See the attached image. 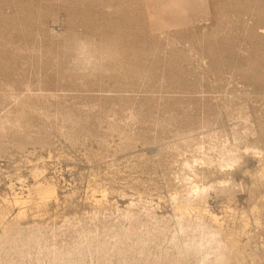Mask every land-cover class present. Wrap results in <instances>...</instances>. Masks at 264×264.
Returning a JSON list of instances; mask_svg holds the SVG:
<instances>
[{"label":"rangeland","instance_id":"374dc122","mask_svg":"<svg viewBox=\"0 0 264 264\" xmlns=\"http://www.w3.org/2000/svg\"><path fill=\"white\" fill-rule=\"evenodd\" d=\"M168 1L0 0V264H264V0Z\"/></svg>","mask_w":264,"mask_h":264},{"label":"bare ground","instance_id":"6f19581e","mask_svg":"<svg viewBox=\"0 0 264 264\" xmlns=\"http://www.w3.org/2000/svg\"><path fill=\"white\" fill-rule=\"evenodd\" d=\"M169 1L171 2L172 0H169ZM169 1H168V2H169ZM173 1H174V0H173ZM173 1H172V2H173ZM183 1H184V0H176V1H174V3H176V5H177V4H180V3L183 2ZM187 1H188V0H187ZM187 1H186V2H187ZM184 3H185V1H184ZM184 3H183V5H184ZM163 5H165V4H163ZM167 5H169V3H167ZM170 5H171V3H170ZM176 5H175V6H176ZM183 5H182V6H183ZM172 6H174V5H172ZM175 6H174V7H175ZM184 6H185V5H184ZM160 7H161V6H160ZM165 7H166V6H165ZM174 7H173V8H174ZM176 7H178V6H176ZM167 8H168V7H167ZM171 8H172V7H171ZM180 8H181V7H180ZM183 9H185V8H183ZM183 9L181 8V10H180V9L178 8L177 10H180V11L182 12ZM186 10H187V9H186ZM180 11H179V12H180ZM183 13H186V11H185V12L183 11ZM176 14H177V13H176ZM248 149H249V148H248ZM247 151H248V150H247ZM224 155H225V154H224ZM229 156H230V155H229ZM232 158L234 159V162L236 161L235 159H238L237 156H236V158H234V157H232ZM232 158L229 157V160H231V162H233V161H232ZM227 159H228V158H227ZM229 160H227L228 163H231V162H229ZM225 161H226V160H224V162H225ZM227 161H226V162H227ZM234 162H233V163H234ZM185 163H186V162H185ZM187 163H188V162H187ZM224 165H226V164L224 163ZM224 165L221 164V166H224ZM228 165H229V164H228ZM228 165H227V166H228ZM189 183H191V182H189ZM191 184H192V186H191V188H190V187H189V188L191 189L192 192H194V191H193L194 186H195L196 188H199V189H200L199 192H194L196 195H199V197L201 196V193L204 192V191L207 189V187H208L207 185H204V184H203V185H199V184L196 183V182H192ZM191 184H190V185H191ZM201 184H202V183H201ZM188 185H189V184H188ZM210 187H211V185H210ZM41 188H42V187H41ZM190 189H189V190H190ZM189 190H188V192H189ZM44 192H45V191H44ZM186 194H187V193H186ZM189 194H190V193H189ZM187 196H188V194H187ZM191 196H193V195H191ZM193 197H194V196H193ZM193 197H191L192 200H193ZM197 197H198V196H197ZM202 197H203V196H201L200 199H201ZM15 198H16V197H15ZM41 198H42V197H41ZM187 198H189V197H187ZM187 198H186V199H187ZM191 198L188 200L189 203H190ZM195 198H196V196H195ZM15 200H16V199H15ZM18 200H19V199H18ZM192 200H191V202H192ZM186 201H187V200H186ZM186 201H185V202H186ZM186 204H187V203H186ZM190 204H191V203H190ZM187 207H190V205L187 206ZM197 207H198V206H197ZM199 207H200V206H199ZM184 208H185V207H184ZM179 210H180V209H179ZM190 210H191V209H190ZM194 210H195V209H194ZM185 212H186V211H185ZM212 217H213V219H216L215 215H213ZM199 227H200V225H199ZM181 229H182V228H181ZM201 232H202V231H201ZM203 232H204V231H203ZM212 232H213V231H211V236L207 237L206 240L203 238L204 236L200 235V237L202 236V238H203L204 240L201 239V241L198 242L199 239H200V238H198V241H197L198 243L195 244V246L193 245V246H194L196 249H198V250H199V249H200V250L202 249V251L205 253V258H204V257H203V258H204V259H208V261H210V262H213V259H210L211 256L209 255V254H210V251H211L210 249L213 248V247H211L210 245H211L213 242H215V244H216V242H217V244H218V242H219V240L217 241V239H215L216 236H213V235H212V234H213ZM205 233H206V232H205ZM205 233H203V234H205ZM208 233H209V232H208ZM208 233H207V234H208ZM214 233H215V232H214ZM200 234H201V233H200ZM207 236H208V235H207ZM205 237H206V236H205ZM195 241H196V240H195ZM207 243H208L209 245H207ZM205 244H206L207 247H208V246H209V247H208V248H205ZM213 244H214V243H213ZM215 244H214V245H215ZM214 245H213V246H214ZM193 246H192V247H193ZM215 246H216V245H215ZM215 246H214V247H215ZM218 246H219V247H222V246H220V245H218ZM218 246H217V247H218ZM194 247H193V249H195ZM219 247L216 248V251H215V249H213L214 252H213V256H212V257H214V262H215L218 258H219V260L222 259L223 256H224V255H223L222 258H220L221 255H222L223 253H222V254L219 253V250H220ZM203 249H204V250H203ZM195 251H197V250H195ZM198 252H199V251H198ZM201 254H202V253H201ZM218 255H220V256H218ZM203 258H202V259H203ZM219 260H217V262H218ZM222 260H223V259H222ZM222 260H221V261H222ZM205 261H206V260H205ZM203 262H204V260H203ZM220 263H221V262H220ZM222 263L224 264L225 261L222 262ZM222 263H221V264H222ZM213 264H217V263H213ZM225 264H226V263H225Z\"/></svg>","mask_w":264,"mask_h":264},{"label":"clouds","instance_id":"9594fccd","mask_svg":"<svg viewBox=\"0 0 264 264\" xmlns=\"http://www.w3.org/2000/svg\"><path fill=\"white\" fill-rule=\"evenodd\" d=\"M197 163H200V161H197ZM185 166H186V167H188V165H187V164H186ZM227 167H229V168H230V167H231V165H228ZM193 191H194V192H199V191H200V189H199V188H196V187L194 186V188H193Z\"/></svg>","mask_w":264,"mask_h":264}]
</instances>
